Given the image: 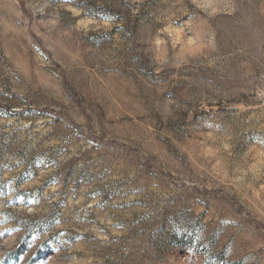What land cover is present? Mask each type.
Listing matches in <instances>:
<instances>
[{
    "label": "rangeland",
    "instance_id": "1",
    "mask_svg": "<svg viewBox=\"0 0 264 264\" xmlns=\"http://www.w3.org/2000/svg\"><path fill=\"white\" fill-rule=\"evenodd\" d=\"M0 264H264V0H0Z\"/></svg>",
    "mask_w": 264,
    "mask_h": 264
}]
</instances>
